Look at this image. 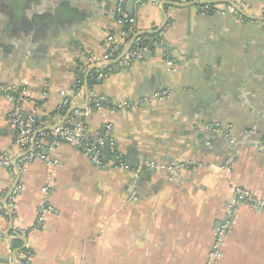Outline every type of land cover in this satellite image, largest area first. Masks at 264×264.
I'll use <instances>...</instances> for the list:
<instances>
[{
  "label": "crops",
  "instance_id": "1",
  "mask_svg": "<svg viewBox=\"0 0 264 264\" xmlns=\"http://www.w3.org/2000/svg\"><path fill=\"white\" fill-rule=\"evenodd\" d=\"M119 1L0 6V86L25 91L23 115L38 123L28 145H18L15 101L0 95V150L13 164L0 167V261L14 264L30 250V264H264V211L234 203L238 188L264 202V24L240 21L225 7L204 14L125 0L130 42L160 35L165 49L145 48L126 69L97 65L108 37L124 31ZM235 2L255 18L264 12V0ZM94 71L108 75L98 81ZM71 121L91 140L111 128L129 170L97 167L64 143L49 151V163L24 164ZM141 162L156 168L137 174ZM42 207L48 212L38 228Z\"/></svg>",
  "mask_w": 264,
  "mask_h": 264
},
{
  "label": "built area",
  "instance_id": "2",
  "mask_svg": "<svg viewBox=\"0 0 264 264\" xmlns=\"http://www.w3.org/2000/svg\"><path fill=\"white\" fill-rule=\"evenodd\" d=\"M222 0H161V2L165 5H176V6H187L194 5L199 7V9L204 14H213L220 11V8L225 7L226 10L234 15L240 21H247L248 19L245 15L255 18L253 15L248 14L244 8H241L235 0H227L230 2H234L239 7L244 14H242L237 8L229 5V4H214V2H220ZM125 0H120L117 5V18L120 23L124 25H132L134 21L126 16L125 14ZM261 17L264 18V12L259 13ZM264 24V23H263ZM125 41V45H129L131 38L129 39V33L123 31L120 34H111L107 39V52L103 58L97 60V65L101 63H109L116 62L121 55V42ZM140 38H137L133 48L131 51L119 62L116 63L114 68L116 69H126L131 66L135 61L141 60L143 58V48H139ZM155 46H159L165 49L164 43L161 38L158 41L154 42ZM108 75L107 72L98 71L96 75V80L100 81L106 78ZM80 84V82H77ZM81 91V90H80ZM0 95L5 98L13 99L15 101V109L10 116V121L14 130L16 132V143L22 147H26L29 141V135H31L35 130L36 120L34 116L25 117L23 115L22 106L24 103V97L26 96V92L23 90H19L15 87H6L0 86ZM102 106L101 100L97 101L96 107L99 109ZM91 112L90 109L85 111H77L75 112L76 117H84L85 115ZM111 128L107 129L106 134L94 140H91L88 137L87 129L83 124H74L73 121L67 124H61L54 128L51 132L52 136V145L49 148H40L39 151L30 152L24 159V164H28L33 162L34 160H40L49 163V151L60 146V144H69L72 145L81 152H83L91 161V163L100 168H113V169H122L129 170V167L124 163L123 158L119 155L118 150L114 141L110 137ZM217 132L219 130L217 129ZM12 160L9 156L3 153L0 150V167L10 169L12 168ZM147 166L150 168H156V165L149 162H141L140 165L137 166L135 173H139L142 167ZM158 168V167H157ZM160 169V168H158ZM234 203H242L251 208H255L258 210L264 211V202L259 201L254 198V196L247 190L238 188L234 193ZM48 212L47 208L42 207L40 216L38 218L37 227H43L45 223V214ZM230 224L229 222H225L221 225L219 229L217 243L213 246V258L217 259L221 256L220 253V245L222 241L225 239L227 233L229 232ZM14 236L22 239H27L28 232L26 230L16 229L14 231ZM33 258V253L30 250H26L22 253L17 259L15 264H30L31 259ZM0 264H13V263H3Z\"/></svg>",
  "mask_w": 264,
  "mask_h": 264
},
{
  "label": "trees",
  "instance_id": "3",
  "mask_svg": "<svg viewBox=\"0 0 264 264\" xmlns=\"http://www.w3.org/2000/svg\"><path fill=\"white\" fill-rule=\"evenodd\" d=\"M123 30L129 33V39L130 38L131 39L133 38L134 33H135V30L133 29V26L132 25H124V29ZM142 38H143V40L140 42L139 48H143V49L149 48L151 50H154L155 49L154 42L155 41H158L160 39V35H149V36H145V37H142ZM96 75H97V73H96V71H94L93 72V76L95 78H96ZM94 77H93V79H94ZM77 82H80V84H77V86H76V89L79 90L82 87V84H83V74H79L77 76ZM66 112H67L66 109L62 110V113L63 114H65ZM76 119L77 118L74 117L73 118V121L74 122H78L79 120L77 119L78 120L77 121ZM37 125H38V123L36 124V126Z\"/></svg>",
  "mask_w": 264,
  "mask_h": 264
},
{
  "label": "water",
  "instance_id": "4",
  "mask_svg": "<svg viewBox=\"0 0 264 264\" xmlns=\"http://www.w3.org/2000/svg\"><path fill=\"white\" fill-rule=\"evenodd\" d=\"M214 4H229L235 8H237L239 10V7L237 6V4H235L234 2H230V1H227V0H222L220 2H214ZM132 6V3L130 4V7ZM180 6V5H179ZM194 5H187V6H180V7H192ZM178 7V6H177ZM242 14H244L241 10H239ZM245 15V14H244ZM245 17L249 20H252V21H256V22H261V23H264V18H253V17H250V16H247L245 15ZM139 38V37H138ZM137 38H135L134 40H132V42H130V44L125 48V50L123 51V53L120 55V57L118 58V60L116 62H114L113 66L116 65L117 62H119L120 60H122L130 51L131 49L133 48V45L135 43ZM1 262V261H0ZM3 263H8L9 261H2ZM16 263V262H15ZM14 263V264H15Z\"/></svg>",
  "mask_w": 264,
  "mask_h": 264
},
{
  "label": "flooded vegetation",
  "instance_id": "5",
  "mask_svg": "<svg viewBox=\"0 0 264 264\" xmlns=\"http://www.w3.org/2000/svg\"><path fill=\"white\" fill-rule=\"evenodd\" d=\"M5 1H6V0H0V6L2 5V7H3V6L5 5V4H4ZM1 2H2V4H1ZM2 7H1V8H2Z\"/></svg>",
  "mask_w": 264,
  "mask_h": 264
},
{
  "label": "rangeland",
  "instance_id": "6",
  "mask_svg": "<svg viewBox=\"0 0 264 264\" xmlns=\"http://www.w3.org/2000/svg\"><path fill=\"white\" fill-rule=\"evenodd\" d=\"M4 4H6V1L4 2Z\"/></svg>",
  "mask_w": 264,
  "mask_h": 264
}]
</instances>
